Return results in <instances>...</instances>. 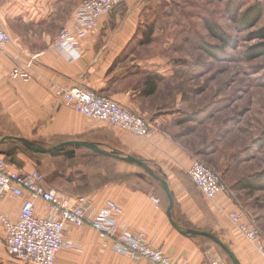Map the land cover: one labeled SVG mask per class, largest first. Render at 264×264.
Wrapping results in <instances>:
<instances>
[{
  "label": "crops",
  "instance_id": "0c3cea01",
  "mask_svg": "<svg viewBox=\"0 0 264 264\" xmlns=\"http://www.w3.org/2000/svg\"><path fill=\"white\" fill-rule=\"evenodd\" d=\"M84 1L0 0V25L11 37L0 48V157L21 173L40 171L48 189L90 198L97 211L117 203L116 217L127 232H146L152 245L179 264H264L256 244L230 217L241 211L264 239V187L249 184L264 167L249 169L243 161L234 171L219 170L230 190L215 199L194 184L186 169L195 157L178 131L185 123L178 111L182 97L169 85L168 57L149 49L153 41L141 40L155 0H129L103 16L80 40L73 61L54 41L72 26ZM32 58L33 78H13L12 70ZM52 83L111 96L144 115L152 134L138 137L78 112L56 95ZM22 203L8 192L0 198V213L16 220ZM36 205L39 213L46 210L42 200ZM70 238L82 244L84 264H151L105 246L90 226L72 229ZM0 264L25 263L0 242Z\"/></svg>",
  "mask_w": 264,
  "mask_h": 264
},
{
  "label": "rangeland",
  "instance_id": "374dc122",
  "mask_svg": "<svg viewBox=\"0 0 264 264\" xmlns=\"http://www.w3.org/2000/svg\"><path fill=\"white\" fill-rule=\"evenodd\" d=\"M229 1L155 0L145 26L153 29L149 49L168 57L164 68L173 72L169 85L177 99L182 97L178 111L185 123L178 131L195 158L223 174L243 161L249 169L264 167V54L251 59L246 53L264 42L257 35L264 28V12L254 27H241L228 10ZM242 2V9L256 2L264 8V0ZM206 20L232 39L221 57L200 47L201 42L223 45ZM81 251L64 248L56 263L84 264Z\"/></svg>",
  "mask_w": 264,
  "mask_h": 264
},
{
  "label": "built area",
  "instance_id": "2783aa9c",
  "mask_svg": "<svg viewBox=\"0 0 264 264\" xmlns=\"http://www.w3.org/2000/svg\"><path fill=\"white\" fill-rule=\"evenodd\" d=\"M129 0H86L81 3L70 28L64 27L54 41L55 48L70 60L79 57L80 40L87 37L99 20L122 6ZM11 41L10 34L0 25V48L4 49ZM34 58L26 67H15L13 78H33L30 69ZM56 95L65 104L73 106L78 112L99 119L109 125L128 129L138 137L147 138L152 134L149 120L111 96L82 85L61 86L52 83ZM186 171L194 184L208 199H215L219 193L229 192L223 174L210 167L201 158H195ZM43 174L34 170L21 173L9 168L0 157V198L12 192L23 199L21 212L16 220L0 213V224L4 234L0 233L9 254L25 264H57V257L64 248L83 250L82 244L70 238L74 228L90 226L100 234L104 245H110L114 251L136 259L149 260L151 264H179L176 259L164 252L161 247L147 240L146 232H127L119 223L116 213L120 210L117 203L108 202L98 211L92 207L91 199L86 196L66 195L60 190L48 189ZM47 205L44 212L38 211L37 201ZM159 203L158 198H153ZM245 238L254 242L264 257V239L262 231L251 221H244L241 211L230 212Z\"/></svg>",
  "mask_w": 264,
  "mask_h": 264
},
{
  "label": "trees",
  "instance_id": "16d2710c",
  "mask_svg": "<svg viewBox=\"0 0 264 264\" xmlns=\"http://www.w3.org/2000/svg\"><path fill=\"white\" fill-rule=\"evenodd\" d=\"M242 0H230L228 3V10L231 13L233 20L240 25L241 27L251 28L258 24L260 19L263 16V10L260 2H256L253 5L242 9L243 6ZM205 25L209 29V32L215 37L219 38L223 45L221 46H207L203 42L200 43V47H202L206 52L212 54L216 57H221L223 53V49L232 45V39L227 35L226 32H223L218 24L213 21L206 20ZM153 29H149L146 31L142 37L143 42H150L152 37ZM257 35L259 38L264 39V28L261 29ZM247 56L251 59H255V57L261 56L264 54V42H260L254 44L250 49L247 50ZM154 88V87H153ZM249 184H251L252 188L259 189L264 187V172L258 174V176L254 179L249 180Z\"/></svg>",
  "mask_w": 264,
  "mask_h": 264
},
{
  "label": "water",
  "instance_id": "95a60500",
  "mask_svg": "<svg viewBox=\"0 0 264 264\" xmlns=\"http://www.w3.org/2000/svg\"><path fill=\"white\" fill-rule=\"evenodd\" d=\"M135 161L141 162L139 159L134 158ZM168 194H170L169 190L167 189Z\"/></svg>",
  "mask_w": 264,
  "mask_h": 264
}]
</instances>
